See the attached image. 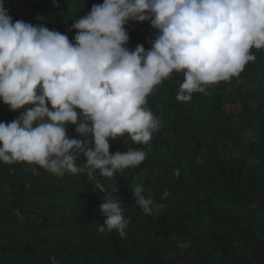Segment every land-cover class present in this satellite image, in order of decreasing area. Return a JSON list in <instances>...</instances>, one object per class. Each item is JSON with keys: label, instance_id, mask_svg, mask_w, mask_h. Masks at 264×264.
Segmentation results:
<instances>
[{"label": "trees", "instance_id": "trees-1", "mask_svg": "<svg viewBox=\"0 0 264 264\" xmlns=\"http://www.w3.org/2000/svg\"><path fill=\"white\" fill-rule=\"evenodd\" d=\"M103 2L7 0L5 8L13 22L74 41V21ZM126 28L130 50H148L158 34L149 22ZM251 54L256 60L238 77L207 85V94L193 93L190 101L177 99L183 73L156 86L145 105L160 121L149 145L127 136L109 140L112 154L142 148L146 159L113 178L0 162V264H52L53 257L57 264H264V48ZM20 114L0 100V122ZM67 133L81 138L74 125ZM77 163L85 166L86 158ZM97 181L106 193L95 190ZM138 184L164 205L157 215L136 205ZM164 189L170 195L161 199ZM108 194L122 201L125 237L99 232Z\"/></svg>", "mask_w": 264, "mask_h": 264}, {"label": "clouds", "instance_id": "clouds-1", "mask_svg": "<svg viewBox=\"0 0 264 264\" xmlns=\"http://www.w3.org/2000/svg\"><path fill=\"white\" fill-rule=\"evenodd\" d=\"M6 3L0 0V100L21 114L0 122V162L53 175L86 168L92 179L97 170L113 178L139 166L145 150L112 154L109 140L127 136L149 145L160 126L145 106L156 86L183 73L177 99L190 101L193 93L207 94L205 86L238 77L256 60L251 49L264 48V0H104L74 21V41L43 25L13 22ZM130 21L157 31L148 50L127 47ZM68 125L80 139L68 135ZM95 190L106 193L99 181ZM132 191L145 215L163 210L144 185ZM169 195L164 189L161 199ZM100 209L106 219L99 232L125 237L122 201L108 194Z\"/></svg>", "mask_w": 264, "mask_h": 264}, {"label": "built area", "instance_id": "built-area-1", "mask_svg": "<svg viewBox=\"0 0 264 264\" xmlns=\"http://www.w3.org/2000/svg\"><path fill=\"white\" fill-rule=\"evenodd\" d=\"M31 171H33L34 173H36V170L34 168H31Z\"/></svg>", "mask_w": 264, "mask_h": 264}]
</instances>
